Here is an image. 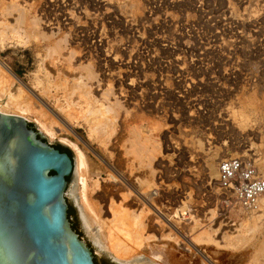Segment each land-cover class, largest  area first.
I'll return each instance as SVG.
<instances>
[{"label": "rangeland", "instance_id": "374dc122", "mask_svg": "<svg viewBox=\"0 0 264 264\" xmlns=\"http://www.w3.org/2000/svg\"><path fill=\"white\" fill-rule=\"evenodd\" d=\"M0 76V111L69 150L113 262L264 264V201L244 211L216 180L236 155L264 176V0H0Z\"/></svg>", "mask_w": 264, "mask_h": 264}, {"label": "water", "instance_id": "95a60500", "mask_svg": "<svg viewBox=\"0 0 264 264\" xmlns=\"http://www.w3.org/2000/svg\"><path fill=\"white\" fill-rule=\"evenodd\" d=\"M0 264H121L96 245L83 220L68 149L24 116L3 112Z\"/></svg>", "mask_w": 264, "mask_h": 264}, {"label": "built area", "instance_id": "2783aa9c", "mask_svg": "<svg viewBox=\"0 0 264 264\" xmlns=\"http://www.w3.org/2000/svg\"><path fill=\"white\" fill-rule=\"evenodd\" d=\"M216 180L221 191L244 211L256 210L264 201V176L246 157H222L217 164Z\"/></svg>", "mask_w": 264, "mask_h": 264}, {"label": "bare ground", "instance_id": "6f19581e", "mask_svg": "<svg viewBox=\"0 0 264 264\" xmlns=\"http://www.w3.org/2000/svg\"><path fill=\"white\" fill-rule=\"evenodd\" d=\"M1 77V76H0ZM2 79H3V77H1ZM2 79H0V81H2V82H5V81H3ZM8 83V82H7ZM3 84V83H2ZM7 86V85H6ZM8 87V86H7ZM1 89V88H0ZM7 91V90H6ZM8 92V91H7ZM10 96V95H9ZM11 99V98H10ZM13 100V99H12ZM10 102L8 103V105L11 107V108H13V105H15L14 106V108L16 107L18 110L19 109H21V110H23L22 108H24L22 105H19V104H17L18 102L16 101H14V102H12L11 100H9ZM22 103V102H21ZM24 105V104H23ZM6 108H7V106H6ZM4 111H6V112H12L11 110L12 109H9V107H8V109H3ZM13 111H14V109H13ZM1 112V111H0ZM5 112V113H6ZM4 113V112H3ZM46 130H47V132L48 133H50V134H52L53 133V131L50 129V128H47V127H45V126H43ZM53 135V134H52ZM115 147V146H114ZM119 154V153H118ZM121 159H123V158H121ZM120 159V160H121ZM123 161V160H122ZM121 162V161H120ZM124 162V161H123ZM122 162V163H123ZM73 164H74V162H73ZM85 165V159L80 155L79 156V159L77 160V164H76V176H78V175H80V176H82L83 175V168H82V166H84ZM119 165V164H118ZM122 166V165H121ZM130 166V165H129ZM121 168V167H120ZM79 171V172H78ZM74 175H75V171H74ZM130 179V178H129ZM134 180V179H133ZM81 181L83 182V185L85 184V182H84V179H83V176H82V178H81ZM131 181V180H130ZM129 181V182H130ZM132 183H134V182H132ZM112 186V188H113V185H111ZM116 186H118V185H116ZM134 186V185H133ZM84 187V186H83ZM104 187H106V186H104ZM119 187L120 186H118V189H119ZM149 188H151V187H149ZM153 188V187H152ZM151 188V189H152ZM115 189V188H114ZM113 190V189H112ZM116 190V189H115ZM154 190V189H153ZM74 191H76V189H75V183H74ZM120 190H118V192H119ZM153 192V191H152ZM151 191L147 194V195H149V196H151L152 194H155V193H152ZM155 192V191H154ZM102 195H99V197H102V199H103V197H106V195L105 196H103V193H101ZM142 195L145 197V195L146 194H143L142 193ZM155 196V195H154ZM147 197V196H146ZM86 198V197H85ZM135 199H137V198H135ZM86 200V199H85ZM134 201V200H133ZM103 202H105V206H106V203H107V200H106V198H104L103 199ZM126 203H127V201H126ZM87 205H88V207L90 208V210H92V212H94L95 213V215H96V217H99V215H97V213L95 212V209H93L92 208V205H91V203H86ZM130 204L131 205H138L139 206V203H138V200H135V202H130ZM121 206H122V204H121ZM121 206L120 207H116V206H114V204L113 203H111L110 204V206H109V209L110 210H112L113 211V217H115V216H118V215H120L121 213L120 212H122V216L123 217H125V219L124 220H128L127 218H132V221L134 222V223H137L139 226H141V221H140V215H135V213H129V212H126V211H123L124 209H122L121 208ZM128 206H130V205H128ZM81 210V209H80ZM83 213V212H82ZM83 220H84V214H83ZM131 220V219H130ZM149 220V219H148ZM92 221H93V223L95 224L96 222H95V220H93L92 219ZM131 221V222H132ZM85 222V221H84ZM222 222V221H221ZM92 223V224H93ZM132 224V223H131ZM138 226V227H139ZM149 226H150V230H154V231H156V228L152 225V220H149ZM185 226V225H184ZM183 226V227H184ZM188 226V225H187ZM178 228V227H177ZM182 228V227H181ZM183 230H184V228H183ZM103 233V232H102ZM104 234V233H103ZM102 234V236H104ZM143 234L144 233H142V232H140V233H138V235H137V238H138V240H139V242H142L143 241ZM156 236V235H155ZM162 236V235H161ZM172 236V235H171ZM105 237V236H104ZM145 239V238H144ZM171 247H168V249H166V248H164V250H155V254H160V255H162V258L165 260V262H169L170 264H179L178 263V260H177V256H178V253L174 250V249H170ZM174 248V247H173ZM166 249V250H165ZM176 249V248H175ZM179 250V249H178ZM153 251V250H152ZM177 253V254H176ZM157 258V257H156ZM161 259V258H160ZM180 259V258H179ZM181 261V260H180Z\"/></svg>", "mask_w": 264, "mask_h": 264}, {"label": "trees", "instance_id": "16d2710c", "mask_svg": "<svg viewBox=\"0 0 264 264\" xmlns=\"http://www.w3.org/2000/svg\"><path fill=\"white\" fill-rule=\"evenodd\" d=\"M69 151V150H68ZM69 154H70V152H69Z\"/></svg>", "mask_w": 264, "mask_h": 264}]
</instances>
